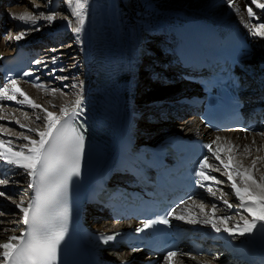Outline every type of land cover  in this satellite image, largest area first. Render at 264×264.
I'll return each instance as SVG.
<instances>
[{
	"label": "bare ground",
	"instance_id": "bare-ground-1",
	"mask_svg": "<svg viewBox=\"0 0 264 264\" xmlns=\"http://www.w3.org/2000/svg\"><path fill=\"white\" fill-rule=\"evenodd\" d=\"M57 1L58 0H49L48 4L46 3L45 8L50 10L54 9ZM65 1H67V11L69 12V17L67 19L58 18L55 15H52L53 21H47L46 27H40L37 25V22L35 25H32L30 22L14 19L12 25H10L8 29L13 31V34H20L23 32L24 38L16 41L12 37L11 42H5L0 39V60L18 46H24L26 50L31 52L30 59L33 61V64H35V68L39 69V72L29 71V75H25L26 80L21 79L16 81L17 87L23 91L33 103L40 105L45 110L41 111L38 108H32L26 102L23 104L18 103V101H22L24 97L21 96L19 92H14L13 88H8V86L12 87L11 83L6 85L8 95H14L16 99L7 100L0 97V113H3L0 115V141L5 142L4 148H0V152H3L5 149H10L11 151L23 149L24 153L27 154V148L25 145H27L28 142L25 141L23 137L29 136L30 138L38 140L39 137L36 135L35 129L39 128L43 130L44 128V120H37V117L44 118L47 111L53 112L55 115L59 116L61 107H67L71 112L72 109L76 107L75 102L77 100L80 101L81 106L85 99L89 87V81L93 76V70L95 68V54L90 32V17L93 0H86L85 8L82 10L79 17L75 14V0H72L71 6L69 5L68 0H64V2ZM112 1L114 7V21L117 29V41L121 56L120 68H123L126 73V80L123 84L117 109L116 137L118 135V129L126 127L127 124H130L133 134L137 133L136 131L139 130L138 128H135L136 116L141 115L140 119H146L145 113L147 110H157V117H160L159 112L164 111V113H162V116H164L168 109L164 107L163 102L180 98L183 95L182 93L185 92L182 86L175 85L174 88L167 87L164 91L159 90L162 91L164 95L159 93L158 99L156 100L147 97V99H142L141 101L135 98L133 88L138 83V79L134 76V70L139 60L138 57L143 53V44L149 40V35H159L160 37L158 39L162 41L161 45L164 46V49L161 52L164 55L162 54L163 58L160 59L164 64L155 63L156 67L164 68L165 66H170L173 60L171 56L173 52H170L169 49L170 47L174 49L173 42L175 40V28L186 21L195 20L208 23V25L214 28L216 33L222 37L228 31L239 30L245 38L251 42L256 50L260 49L261 52L258 54L260 56L257 65L244 62L241 64L240 68L241 70L242 68L246 70L247 82L255 86L258 91L262 90L264 75L257 77L259 78V81L256 82L257 84L253 79L250 80V77L253 70L257 69L259 65L264 66V38L254 35V31L258 24L264 22V16L262 13L264 12V9L257 8L252 0H231L233 4L232 7L229 6L230 0ZM258 2L264 3V0H258ZM2 4L3 6L5 4L3 0L0 1L1 6ZM250 6L254 12L253 17H249L247 13V7ZM0 8L2 9V7ZM35 8L36 7L32 8V10L28 9L24 4L21 9L29 12V14L33 16ZM21 9H18L20 10L19 13L14 15L20 16L25 14ZM255 14H259V16L257 17ZM81 18L84 21L82 25L79 24ZM36 20L38 21V19ZM76 26L81 27V32L79 34L74 32V27ZM15 28L21 30L15 32ZM64 29H67L68 32L71 33V37H73L75 52H69L76 54L82 71L80 79L73 78L79 85L78 91H75L73 96H67L65 91H53L54 89L51 88L52 83L43 82L42 79L45 78H42L41 74L42 71H45L47 68L56 69V66L58 67L60 61L56 58L55 62H53V58L49 61H45L46 56L42 57L41 54L43 53L41 52L38 43L42 42V39L46 38V36L57 38L62 34ZM146 72L151 71L147 68ZM52 73L55 74L54 72ZM34 75H36V77ZM172 75L176 76L175 74ZM31 79L32 81H30ZM157 106L160 108H157ZM184 112L185 111H179V114L182 115ZM147 116L153 118V116ZM1 121L15 126L18 129L17 135L15 136L7 131H3ZM180 124H182V126L179 128H173L167 123H158L157 125H154L153 127L155 130L152 132V140H147L146 144L156 145L162 139L171 135H184L194 138L204 137L206 140L213 141L211 146L212 150L210 151L211 165L213 168H205V175L214 177L215 180H207L211 181L212 187L207 186L204 189L199 190L197 198H194L186 202L183 206L176 208L174 213L176 216H182V220L187 224L204 228H212L211 224H205L204 221L213 220L220 228L221 232L225 225L220 224L219 219L225 216L228 217L232 211L237 209L238 214L237 216L235 215L236 218H229L227 220V226L230 228L233 225L243 227V220H251L252 217L249 216V214L240 206L241 202L236 197L235 191L231 185L235 182L237 187L241 189L247 186L254 193H259L260 190L256 188L251 181L245 182L239 173L247 170L248 174L258 184H264V180L261 179L264 177V156L258 160L248 156L249 152L252 153L254 149L264 147V128L253 135L250 134L246 136L234 132L211 135L206 134L204 130L198 128L199 125L196 119H185L184 123L182 122ZM29 129H32L33 131H29ZM138 138L141 139V137ZM8 141H11L10 145L7 143ZM117 148L118 145L112 143L109 147H106L102 153L97 155V158L93 163L85 161V159H83L85 158V155L81 152L79 163L84 162V164L81 166L79 165V174L76 175L79 178L81 186H88L89 180L95 175L97 169H112L111 157ZM214 153L219 154L225 163H229V169H224L220 161L215 158ZM236 155H243V157L247 159V163L244 167H240L238 163L233 162ZM229 170L232 172V180L228 179ZM58 171L60 170L58 169ZM23 172L24 169L5 163L3 158L0 157V174H3L9 181L6 185H0V192L6 194L8 192L16 191L20 186H23L26 189L28 188L27 191H29L28 185L32 178L27 175L18 174ZM221 175L225 176V184L222 185L215 182L219 181L218 178ZM209 188H211V192H209ZM1 197L3 196H0V198ZM224 200L232 203L234 207L229 209L224 203ZM21 201L25 207L30 203L29 198H26L16 199L10 205L8 210L15 215V227L0 228V244L7 242L9 236L19 237L24 229V223L22 220L23 213H21L16 206ZM0 202L6 201L0 199ZM202 203L207 205L203 210L200 207ZM212 205H215V217L212 215ZM84 218L86 225L91 228H102L105 231L119 228V225L111 224L106 219L105 214H99L95 211L88 210L85 213ZM6 222L10 223V221ZM4 225H6V223ZM233 236L234 237L232 238L222 239V243L232 244L239 251L246 252V259L249 262L253 261L257 264H264V231L255 228L251 233H245L243 236L238 234ZM13 243H16V241H13ZM208 246H210L209 243ZM220 248H222V246L217 249ZM2 251L3 249H0V253H2ZM213 251H216V247H213ZM112 254L113 256L110 258H103V260L118 262L121 260H128L131 257V254L127 256H122V254L118 255L116 253ZM227 256L228 255L222 254V256H219L214 260H203L202 258L181 256L177 257V263L180 264V261L183 260L184 264H220V261L224 260L226 261V264H241L240 262L234 263L232 260H229L230 258ZM2 261L3 257L0 255V262Z\"/></svg>",
	"mask_w": 264,
	"mask_h": 264
},
{
	"label": "snow or ice",
	"instance_id": "snow-or-ice-1",
	"mask_svg": "<svg viewBox=\"0 0 264 264\" xmlns=\"http://www.w3.org/2000/svg\"><path fill=\"white\" fill-rule=\"evenodd\" d=\"M69 5H72V0H68ZM257 8L264 9V3H259L258 0H252ZM86 0H75V14L77 17L81 15L82 10L85 8ZM229 6L232 7L233 4L230 0ZM247 13L249 17L254 16L253 9L247 7ZM257 17L259 14H255ZM47 21L52 22L53 16H44L43 13L40 14ZM13 19H18L25 22H30L32 25L36 24V19L31 14L25 13L20 16H13ZM83 19L79 20V24H83ZM36 30V29H34ZM74 32L79 34L81 32V27H74ZM254 35L264 38V22L258 24L254 31ZM24 38V33L13 34V39L19 41ZM55 62V58H53ZM64 69H60L63 71ZM53 72L56 69L52 70ZM29 75V73H25ZM61 79H67V77H62ZM14 92H19L21 96L24 97L22 101L18 103H27L32 108H38L41 111H45L40 105L35 104L32 100L17 87L16 80L10 81ZM55 91V90H53ZM0 97L7 100H15L14 95H8V89L6 86H0ZM76 107L70 112L67 107L60 108V115L57 116L53 112L47 111L44 118L37 117V120H44L43 130L37 128L35 129L36 135L39 139H33L29 136H24L23 139L27 141V154L24 153L23 149L17 151H11L10 149H5L0 152V157L3 158L4 162L9 165H15L18 168L24 169L23 174L31 177L28 187L37 190V198L30 202L27 207L23 205L21 201L17 204L19 211L23 213V223L26 225H31L30 230L26 234L21 233L19 237L9 236L7 242L0 244V249H3L2 255L3 261L0 264H55L57 260V250L58 246L64 236V228L60 227L58 231H52L48 225V212L47 209L51 205H64L66 200V189L68 185V180L70 177L79 174V161L80 154L83 149V135L81 134L79 125L77 123V117L79 116L80 101L75 102ZM23 127V125H22ZM29 131H33L29 129ZM219 139V138H217ZM9 145L11 141L7 142ZM4 141H0V148H4ZM209 151L212 150L211 145H207ZM215 158L220 161L224 169H229V163H225L221 159L220 155L214 153ZM209 157H204L199 161V169L196 171L197 176H201L204 180H215L214 177H209L205 175L203 169L211 167L209 164ZM55 165L60 170L59 179L53 185H48L45 187L44 181L46 179L48 170L51 166ZM239 175L247 181H251L252 184L256 186L260 191L259 193H254L249 189V187H244L243 189L237 187L235 182L232 183L231 187L235 191L236 197L241 202V207L246 211L249 216L252 217L251 220L244 219L243 227H237L233 225L231 228L227 226V220L229 217L225 216L219 219L220 224H224V232L229 235H241L245 233H251L253 229L259 228L264 231V184H258L249 174L248 171L239 173ZM232 172L228 171V179L232 180ZM264 180V177L261 178ZM9 181L7 178H0V185H6ZM220 183V181H215ZM203 186V185H201ZM211 192V188L208 189ZM4 192H0V196H5ZM214 195V193H213ZM224 203L229 209L233 208L234 205L224 200ZM203 210L204 205H200ZM215 205H212V215L215 217ZM174 209L168 212L166 215H172ZM4 213L0 212V216ZM176 219H183L182 216L175 217ZM191 222V221H190ZM168 224L167 218H161L160 220H150L145 221L144 227H151L152 224ZM205 224H211V227L219 232L220 228L213 220H205ZM142 229H138L140 231ZM6 231V230H5ZM115 236H108L103 238V242L114 240ZM16 241V243H13ZM136 251V249H133ZM177 251H169L165 257L168 264H172L174 258L178 257ZM121 264H124L122 261ZM180 264H184L181 260Z\"/></svg>",
	"mask_w": 264,
	"mask_h": 264
},
{
	"label": "rangeland",
	"instance_id": "rangeland-1",
	"mask_svg": "<svg viewBox=\"0 0 264 264\" xmlns=\"http://www.w3.org/2000/svg\"><path fill=\"white\" fill-rule=\"evenodd\" d=\"M2 1V0H0ZM4 6L0 5L2 9L0 8V39L5 42H11L13 37V31H11L9 28L10 25H12L14 19L12 18L15 16L14 14L19 13L20 10L25 4L28 9H31L36 7L34 9V18H38L37 25L40 27H46L47 20L44 17H41L40 14L43 13L44 16L48 15H55L58 18L67 19L69 17V12L67 11V1L64 2V0H58L57 4L54 9H47L46 3L48 4L49 0H3ZM45 1V2H44ZM51 1V0H50ZM43 3V4H42ZM44 6V7H43ZM251 7V6H250ZM44 9V10H43ZM22 12L26 13L27 11H24L21 9ZM29 13V12H27ZM263 16H264V12ZM15 32L20 31L21 29H14ZM159 35L150 34L149 40L144 42V50L141 56L138 57V63L134 70V76L138 79V83L133 88L135 98L138 100L142 99H158V95L163 94L162 91L159 90H166L167 87L174 88L175 85L177 86H183V83L181 80L176 81L169 71H165L162 68H156L155 64H153L151 58H159ZM161 41V40H160ZM162 43V41H161ZM39 48H42V57L46 56L45 61H49L51 58H56L58 61H60L58 67L56 66V71L53 74L51 68L45 69V71H42V79L43 82L52 83L51 88L57 91H65L67 96H73L75 94V91H78L79 85L77 84V81H74L73 78L80 79L82 75L81 66L78 63V59L74 50V40L73 37H71V33L68 32L67 29H64L62 31V34L58 36L57 38H50L47 37L42 39V42L38 43ZM13 49V48H12ZM11 49V50H12ZM70 51V52H69ZM259 52H261L260 49L255 50V56L256 60H251L250 64H258L259 61ZM149 59V60H148ZM148 66V67H147ZM144 67H147L148 70L151 72H146V69ZM264 66H258L257 69H254L253 71L258 72L260 69L262 70L261 73L258 76L264 75ZM152 68V69H151ZM154 68V69H153ZM60 69H64L63 71H60ZM38 69H35L33 71H36ZM159 70V71H158ZM39 72V71H37ZM155 72L156 78H152L151 74ZM158 72V73H157ZM160 72V73H159ZM47 76V77H46ZM62 77H67V79H62ZM256 77V78H257ZM164 79V81H162ZM258 79V78H257ZM71 80V81H69ZM251 80V77H250ZM256 80V79H255ZM258 81V80H257ZM256 83V82H255ZM8 88H12L9 87ZM155 90V91H154ZM157 90V91H156ZM156 93V94H155ZM164 95V94H163ZM162 97V96H161ZM141 108V107H140ZM154 110V111H152ZM156 111V112H155ZM157 113V114H156ZM169 113V112H168ZM3 113H0L2 115ZM146 115L153 116L154 120L150 121L149 119H140L141 115H137L136 117V127L140 131L147 133L148 135H152V132L155 130L154 125H157L158 123H167L173 128H179L182 126V119L175 118L174 116H170V114H167L168 116L164 120H160L158 116V111L155 109L147 110L145 113ZM175 120V121H174ZM178 120V121H177ZM140 124V126H139ZM1 126L3 131H7L8 133L12 135H17L18 129L13 126L9 125L6 122L1 121ZM152 126V127H151ZM141 127V128H140ZM167 127V126H166ZM167 131V130H165ZM138 133V131H136ZM136 133V134H137ZM253 135V134H251ZM152 136L150 137V139ZM149 139V140H150ZM250 151V150H249ZM264 147H259L258 149H254L252 153L249 152V157L256 158L257 160L259 158H263L264 156ZM233 162L238 163L240 167H244L247 163V159L243 157V155H236L233 159ZM209 164L211 165V157L209 159ZM213 166L211 165V167ZM4 178V177H0ZM6 178V177H5ZM220 185L225 184V176H219ZM24 187L20 186L16 191L8 192L5 196L1 197L0 199L6 201V202H0V212L4 213V215L0 216V228L2 227H15V215L12 214L8 208L10 205L17 199H26V194L23 189ZM26 197V198H25ZM204 205V209L207 207L206 204L202 203ZM237 210V209H236ZM234 210L232 211L228 217L229 218H236L238 212ZM236 215V216H235ZM6 221H10V223H7ZM6 223V225H4ZM9 229V228H8ZM3 239V238H1ZM223 248V247H222ZM249 262V261H248Z\"/></svg>",
	"mask_w": 264,
	"mask_h": 264
}]
</instances>
